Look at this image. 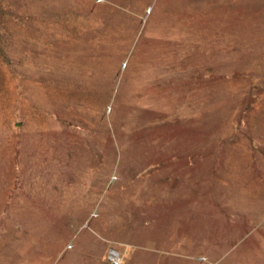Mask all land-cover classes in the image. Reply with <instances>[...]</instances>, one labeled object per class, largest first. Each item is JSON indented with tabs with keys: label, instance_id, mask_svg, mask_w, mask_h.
Returning a JSON list of instances; mask_svg holds the SVG:
<instances>
[{
	"label": "rangeland",
	"instance_id": "rangeland-1",
	"mask_svg": "<svg viewBox=\"0 0 264 264\" xmlns=\"http://www.w3.org/2000/svg\"><path fill=\"white\" fill-rule=\"evenodd\" d=\"M112 250L264 264V0H0V264Z\"/></svg>",
	"mask_w": 264,
	"mask_h": 264
},
{
	"label": "bare ground",
	"instance_id": "bare-ground-1",
	"mask_svg": "<svg viewBox=\"0 0 264 264\" xmlns=\"http://www.w3.org/2000/svg\"><path fill=\"white\" fill-rule=\"evenodd\" d=\"M25 48H26V46H25ZM27 50V49H26ZM48 50V49H47ZM50 54V53H49ZM52 54V53H51ZM44 56V55H43ZM44 58V57H43ZM46 60V59H45ZM41 61V60H40ZM47 61H49V60H47ZM46 63V62H45ZM49 63V62H48ZM74 64V63H73ZM38 65V64H37ZM53 65H54V63H53ZM46 66V65H45ZM49 66V65H48ZM55 66V65H54ZM63 67V66H62ZM65 67V66H64ZM69 67H71V66H69ZM74 67H76V66H74ZM73 67V68H74ZM45 68V67H44ZM47 68V67H46ZM40 69V68H39ZM56 69V68H55ZM35 70V69H34ZM48 70V69H47ZM58 70V69H57ZM65 70V69H64ZM52 71V70H51ZM54 71V70H53ZM61 71V70H60ZM68 71V70H67ZM66 71V72H67ZM47 72V71H46ZM62 72V71H61ZM80 72H82V71H80ZM45 73V72H44ZM54 73V72H53ZM64 73V72H63ZM71 73V72H70ZM74 73V72H73ZM36 74V73H35ZM72 74V73H71ZM74 74H76V73H74ZM78 74H79V72H78ZM80 74H82V73H80ZM51 75H52V73H51ZM35 76V75H34ZM60 76V75H59ZM75 76V75H74ZM77 76H79V75H77ZM36 77V76H35ZM79 77H81V76H79ZM83 77V76H82ZM77 78V77H76ZM66 81V80H65ZM27 83V82H26ZM34 83V82H33ZM41 88V87H40ZM29 89V88H28ZM26 91V90H25ZM67 92V91H66ZM34 106V105H33ZM37 127V126H36ZM110 256H111V259L112 260H116V261H118V262H121V259L119 258V254H118V252H116L115 250H112L111 251V254H110Z\"/></svg>",
	"mask_w": 264,
	"mask_h": 264
},
{
	"label": "built area",
	"instance_id": "built-area-1",
	"mask_svg": "<svg viewBox=\"0 0 264 264\" xmlns=\"http://www.w3.org/2000/svg\"><path fill=\"white\" fill-rule=\"evenodd\" d=\"M111 263H112V264H121V262H118V261H116V260H112V259H111Z\"/></svg>",
	"mask_w": 264,
	"mask_h": 264
}]
</instances>
